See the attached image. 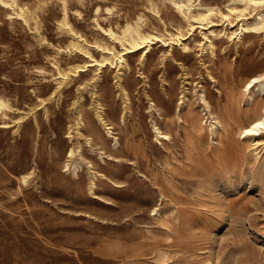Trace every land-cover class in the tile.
<instances>
[{"label":"rangeland","instance_id":"obj_1","mask_svg":"<svg viewBox=\"0 0 264 264\" xmlns=\"http://www.w3.org/2000/svg\"><path fill=\"white\" fill-rule=\"evenodd\" d=\"M19 2L31 11L29 24L0 5V95L18 109L5 120L28 112L20 126L2 127L0 117V264H264V146L240 135L264 106L243 94L264 73V31L230 40V26L214 16L212 53L202 49L209 29L191 30L169 0H68L72 24L90 41L110 44L101 28L138 15L144 27L183 38L173 50L154 44L144 60V51L129 54V69L81 72L52 97L54 60L65 68L81 62L79 53L58 52L69 41L58 25L63 2ZM203 90L221 124L213 140L197 100ZM154 125L169 138L157 140ZM78 143L106 176L95 181L100 198L90 194L82 159L77 177L64 171ZM30 171L24 186L18 177Z\"/></svg>","mask_w":264,"mask_h":264},{"label":"bare ground","instance_id":"obj_2","mask_svg":"<svg viewBox=\"0 0 264 264\" xmlns=\"http://www.w3.org/2000/svg\"><path fill=\"white\" fill-rule=\"evenodd\" d=\"M180 12L183 18L187 21L191 30L196 27L209 29L210 33L202 32L203 39L205 42L202 43L204 49L207 45L211 52L213 53L214 41L212 36L219 35L212 29L214 16H220L222 20V25L230 26L229 30L226 27L224 35L228 36L230 40H242L244 36H250L264 31V0H229V4L226 6L225 10H222L219 6L206 2V0H169ZM63 2V16L59 19L58 25L61 31L69 35V41L66 47H58V52H66L72 54L73 52L79 53L81 55V62H74L68 64L65 68L58 60H54L53 65L57 70V87L51 93L52 97H56L63 86L69 84L74 80L73 77H79L81 72L84 71H95L97 73L104 71L108 65L112 67H119V70L129 69L128 59L126 56L129 54L136 53L138 51H144L142 59L144 60L148 53L153 49L154 44L162 43L164 46L172 47L174 44L182 43V33L178 30V33H169V37L166 34L156 31L154 29L146 28L145 19L143 16L138 15L136 18L127 19L125 24L114 28L111 24L108 27H102V32L105 37L111 39V43L108 44L104 39L90 41L81 31H79L71 22L69 18V8L68 0H62ZM0 5L11 9L13 12L8 13L9 16L17 15L21 17L26 24H29L30 19H32L31 11L23 4H20L19 0H0ZM103 9L101 5L97 6V12ZM106 12L113 14V7L106 6ZM81 15V12H77ZM255 13V14H254ZM252 16L253 18L249 17ZM98 21V20H97ZM198 25V26H196ZM208 25V26H206ZM189 28V27H188ZM67 41V39H64ZM120 45L121 50L117 51L116 47ZM183 48L186 50L189 46L183 43ZM94 50L100 52V58L94 54ZM94 67V69H91ZM41 72H46L44 69H40ZM257 87L254 91L253 88ZM243 94L245 100L248 104H252L254 97L256 95L264 99V73L253 76L247 80L243 86ZM198 103L202 107V112L205 117L203 125H208L211 139L218 134L219 127L221 126L219 120L211 112L210 103L207 94L204 90L198 94ZM38 101L41 105H45L46 100L42 97H38ZM180 103H183L181 101ZM152 107V104H151ZM97 107V117L99 122L104 126L105 131L112 135L111 123H107V120L102 116L101 111ZM127 105L125 106V109ZM18 111L14 108L12 103L5 96L0 95V117L4 119L2 127H11V124L20 126L23 120L28 115V112L21 111V115L10 123L5 119H11L8 114L9 112ZM126 114V113H125ZM124 114V116H125ZM123 116V117H124ZM179 120L181 119L180 114L177 116ZM83 123L81 116H78L75 121V126L77 131H79V126ZM154 130L156 132V139H167L170 135L164 133L160 127L154 125ZM264 132V106L262 107L261 113L252 121L250 124L245 126L240 135L242 138H246L251 141L256 148L264 146L262 141V133ZM68 137L72 138V130L69 128ZM93 139L91 137H86V142L91 145ZM118 141L115 138L114 146H117ZM82 145L78 143L76 146L68 150V158L64 163V171L72 172L75 177L78 176L79 170L81 169V162L84 161L88 174L90 177V194L93 197H98L94 189L96 188V179L99 177L106 178L103 173H100L93 169V164L90 160H87L81 156ZM80 155V157H76ZM79 159H82L80 161ZM34 175V171L21 174L18 178L21 184L28 186L31 184V179ZM100 198V197H98ZM159 212V208L153 209V215Z\"/></svg>","mask_w":264,"mask_h":264}]
</instances>
